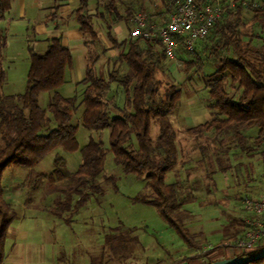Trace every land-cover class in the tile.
Segmentation results:
<instances>
[{"label": "trees", "instance_id": "trees-1", "mask_svg": "<svg viewBox=\"0 0 264 264\" xmlns=\"http://www.w3.org/2000/svg\"><path fill=\"white\" fill-rule=\"evenodd\" d=\"M12 1L0 0V20H5ZM179 1L159 0L162 11L148 15V26L158 27L167 22L175 13ZM259 3V8H252L241 2L228 7L225 2L221 18L194 48L205 57L201 59L197 56L200 67L205 62L210 67V74L205 75L202 81L203 89L208 93L207 107L211 118L204 124L187 127L185 133L197 139L204 136L207 142L216 144L210 151L212 154H207L208 147H198L200 158L197 163L214 167L206 172L208 181L212 183L216 173L232 176V167L228 164L223 166L222 158L228 159L233 150L264 167V0H259ZM120 5L119 0H105L103 12H99L97 17H110L112 23L126 19L128 23L132 10L126 8L123 16L119 12ZM84 6L83 2V6L74 12L87 49L86 77L75 85L80 87L76 88L81 97L77 107L82 106L79 122L88 130H108V147L115 163L122 167L126 175L143 179L149 189L136 201L154 207L187 247L199 250L198 237L186 225L191 213L185 206L198 201L194 194L196 189L188 185L190 170L185 165L190 162H181L185 169L183 179L175 175L172 183H166L167 174L179 163L177 131L169 116L176 110L182 92L176 85L158 79L155 74L158 54L153 48L155 43L161 46L164 58L169 59L163 45L157 36L128 37L122 43L124 48L117 60L105 56L103 65L108 68L104 72L95 67L100 59L96 52L100 47L99 36L93 17L86 14ZM160 15L163 16L159 24L151 22ZM133 25H129V32ZM106 33L115 43L110 25L106 26ZM46 41L48 46L43 53L28 49L30 63L24 94L2 96L5 71L1 58L5 36L0 31V264L4 258L8 230L17 218V213L3 197L4 169L14 164L30 169L32 173L33 168L51 152L57 149L66 152L77 150V127L73 124L76 97L67 98L57 92L73 67V54L61 35ZM177 42L176 52L186 50L183 38H178ZM184 64L187 66L185 74L197 66L196 60ZM183 77L187 82V75ZM113 85L120 87L123 94L121 106L112 94ZM52 91L48 109L44 110L39 106V96ZM152 124L157 126L154 141L151 138ZM105 151L100 139H90L81 149L78 170L72 174L63 171V159L55 160L57 169L46 177V189L48 193L54 192L63 197L55 200L53 207L47 208L51 214L62 217L64 212H68L73 217L92 195L102 194L98 179L104 170ZM204 188L206 192L211 190L207 186ZM251 216L250 220H253ZM244 225L243 219L226 220L221 241L241 240L245 233ZM105 242L111 253H120L119 257L122 255L126 259L133 255L136 246V241L124 234L120 237L110 234ZM263 249L264 238L259 240L254 250L235 257L251 256ZM212 250L205 252L208 260L204 264L214 262L211 260ZM262 262L264 259L248 264ZM92 264L98 263L93 261Z\"/></svg>", "mask_w": 264, "mask_h": 264}, {"label": "rangeland", "instance_id": "rangeland-1", "mask_svg": "<svg viewBox=\"0 0 264 264\" xmlns=\"http://www.w3.org/2000/svg\"><path fill=\"white\" fill-rule=\"evenodd\" d=\"M21 1L15 0L13 8L5 15V20L0 22V31L5 36V46L1 58V64L5 71V81L1 89L2 96L24 94L30 63L28 49L36 53L45 52L48 46L46 40L61 35L57 30L68 27L70 21L65 19H72L64 16L56 17L50 12L40 11L45 7L42 0H27V3L31 4L33 8L28 9L25 18H19L21 17ZM48 2L53 5L58 3L57 0H48ZM97 2L103 4L105 0H89L91 6ZM141 2L142 0L139 2L137 0H119V3L124 6L135 3L134 8L144 6ZM101 10L103 11V7ZM159 10L162 11V8ZM136 11L135 13L144 14L148 22L147 12L142 13L138 8ZM91 12L98 14L96 8ZM45 13L46 16H44ZM162 16L150 21L156 23L153 25H157ZM13 19H17L16 22H13ZM41 20L44 29L39 34L35 31ZM148 24L150 25V23ZM96 29L100 46L96 52L99 53L97 54L100 59L95 67L98 69L100 67L102 71L106 72L108 67L103 65L106 60L105 56L110 57L111 60H117L122 54L124 46L113 33L111 36L115 43L108 37L103 24H100ZM61 36L66 42V36ZM153 48L155 53H158L155 59L157 78L176 85L182 92L176 110L169 116L177 131L179 163L172 172L167 174L166 183H172L175 180V175L183 179L182 172L185 169L181 166V162H190L189 165H185V168L187 166L190 170L188 185L196 189L194 194L198 197V201L185 206L191 213L186 225L190 232L198 237L197 242L200 249L194 250L187 247L158 215L154 207L136 201L137 198L148 192L146 182L134 175H126L122 167L115 163L113 154L108 147L107 129L99 132L88 130L81 125L79 114L82 111V106L77 107L81 100L77 91L80 87L70 84L66 77L65 83L57 89V92L67 98L76 97L73 124L77 127V150L66 152L57 149L51 152L39 165L33 168L32 173L28 168L11 164L4 169L2 175L3 197L10 208L17 213V218L12 222L8 234L15 229L22 230V232L27 230L28 233L35 236L34 243H29L25 239H20L17 242L19 246L17 250L22 247L24 256L26 254L27 257L29 253V256L37 258L39 257L37 254L41 253V251L37 252V249L40 250L44 247L51 253H53L51 250L56 251L61 264H92L93 261L98 264H198L196 263L198 261L203 263L208 260L205 257L207 250L213 249L211 255L213 258L215 253L225 248L223 243H232L221 241L222 237H218L226 220L250 219L252 214L245 212L243 202L247 199L264 198V167L261 163L241 157L237 151L233 150L229 153L228 159L222 158L223 166L228 164L232 167L230 170L232 176L216 173L213 183L208 181L206 172L209 168L214 167H208L206 163H197L200 158L198 147H208L207 154H212L210 151L216 145L207 142L204 136L197 139L185 133L187 127L201 123L197 116H194L199 113V110H207L210 115V110L207 107L208 93L203 89L202 81L205 75L210 74L208 69L210 67L203 60L205 63L201 68V62L197 61V56H200L201 59H205V57L198 50L188 53L182 49L180 52H176V59L169 61L164 58L159 44L155 43ZM195 60L199 66L185 74L184 70L187 69V66L184 62ZM182 75H187V82L184 81ZM53 93L52 91L40 94L39 106L42 109H48ZM112 94H114L117 104L121 106L123 94L120 87L113 85ZM112 112L114 113V111ZM151 138L153 141L157 138V126L154 124L151 126ZM90 139H100L106 149L104 170L98 179L103 192L99 195H92L73 217L69 216L68 212H64L62 217L54 216L47 208L53 207L55 200L61 199L63 196L47 192L48 180L46 177H49L57 169L55 164L57 158L64 160L63 171L65 174L76 172L81 163V149L88 144ZM40 175L45 177L41 178ZM205 186L211 190L206 192ZM248 230L249 228L245 227V233ZM124 232L127 238L136 241L134 253L128 259L122 255L119 257L120 253L117 255L111 253L105 242L108 235L114 234L120 237L124 234L126 236ZM8 238L9 236L4 241L6 250ZM40 261L33 259L34 264H40Z\"/></svg>", "mask_w": 264, "mask_h": 264}, {"label": "crops", "instance_id": "crops-1", "mask_svg": "<svg viewBox=\"0 0 264 264\" xmlns=\"http://www.w3.org/2000/svg\"><path fill=\"white\" fill-rule=\"evenodd\" d=\"M14 1L15 0H13L11 2V9L13 8V4H14L13 2ZM42 1H43V6H45V7H43V9H41L40 11L44 10V11L50 12V13H52L53 16H56V17H63L64 16V17L72 18L71 20L65 19L68 22L70 21V24L68 25V27L63 28L61 30H57V31H59V34L66 36L67 39H66V42H64V43H65V45L69 46V48L72 51L73 67L69 71V73L66 75V77L69 80L70 84H75V85L77 83L81 82L86 77V67H87V54H86L87 49L83 45V35L80 31L79 26L76 23L75 16H74L75 10L82 7L83 2L85 5L84 6L85 12L88 16L93 17L95 27L98 28L100 24H103L105 26V30H106V26L110 25L111 26V32L118 38L120 43H123L129 37V30H130L129 25L133 24V17L136 14H140V13H135V12H137L136 11L137 8L139 10L142 9V13L147 12L148 15L149 14H155L156 11L159 10V8H161V3L159 2V0H142L141 3L144 6H142L140 8L138 6H137V8H134L135 3L129 4L127 6H124L123 4H121L120 8H119L120 14L125 16L124 11L126 10V8H130L132 10V13H133L132 17L128 23H127L126 19L118 21L117 23H112L110 17H106L104 19H101V18L97 17L95 12H91V10L95 9V8L97 9L98 13L103 12L101 10V8L104 6L105 3L102 4L100 2H97L91 6L89 3V0H57L58 3L53 5L50 2H48V0H42ZM139 1H141V0H137V2H139ZM148 2H151L152 4L150 5V3H148ZM29 8H33L32 5L28 4L27 0H22L21 5H20L21 17H19V18H25ZM44 16H46V13ZM17 19H13V22H16L15 20H17ZM1 21H3V20H0V22ZM43 29H44L43 21L41 20V21H39L38 28L36 29L35 32L40 34L43 32ZM50 32H53V31H50ZM198 112L199 113L194 115L195 117L197 116V119L199 120V122L201 121V123L198 125L204 124L210 120V115H209L207 110H199ZM198 125H192V126H198ZM248 219L249 218L244 220V224H245L244 226L249 228V225L247 224ZM221 230L223 231V227L221 228ZM28 232L29 231H27V230L22 232V230L13 229L12 231H10V234H7V237L9 236V238H8L9 240L7 242V245H8L7 250L4 248V258H3L2 264H34L33 259H34V261L41 260L40 264H61L60 263V257L57 255V252L54 250H51L53 252V253H51V252H49V250H46L44 247L40 248V250L37 249V252L41 251L40 254H37V256H39L37 258L29 256V253L27 254V257H26V254L24 256L22 253V250H21L22 247L19 250H17V248L19 247L17 245V242L20 239H22V240L25 239L26 241H29V243L35 242V241H33V238H35V236H32ZM243 236H244V234L242 235V237ZM218 237L223 238V232H221L218 235ZM232 243H234V242H232ZM50 244L53 245L52 242H50ZM224 244H227V243L226 242L223 243V246L225 248L222 249L221 251L215 253L213 255L214 257L211 258L212 261H217V260H222V259H227V258H233V257L242 253L241 251H237V250L227 248ZM27 247H32V246H27ZM27 249L29 250V248H27ZM210 250H212V249H209L207 251H210ZM204 262L202 263V262L198 261L196 263L204 264ZM187 264H189V263H187Z\"/></svg>", "mask_w": 264, "mask_h": 264}, {"label": "built area", "instance_id": "built-area-1", "mask_svg": "<svg viewBox=\"0 0 264 264\" xmlns=\"http://www.w3.org/2000/svg\"><path fill=\"white\" fill-rule=\"evenodd\" d=\"M225 2L228 7H234L236 2L252 8H259V0H180L175 13L164 24L149 27L146 17L136 14L133 17V27L130 38L157 36L163 45L164 53L169 59L175 58L178 49V38H183L186 51L193 52L196 43L205 38L215 23L221 18ZM243 209L254 216L247 220L249 230L237 242L225 244L227 248L246 252L256 248L259 240L264 238V198L247 199Z\"/></svg>", "mask_w": 264, "mask_h": 264}, {"label": "water", "instance_id": "water-1", "mask_svg": "<svg viewBox=\"0 0 264 264\" xmlns=\"http://www.w3.org/2000/svg\"><path fill=\"white\" fill-rule=\"evenodd\" d=\"M262 259H264V249L251 256H239V257L227 258V259L214 261L210 264H248Z\"/></svg>", "mask_w": 264, "mask_h": 264}]
</instances>
